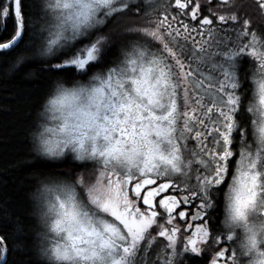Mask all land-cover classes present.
I'll return each mask as SVG.
<instances>
[{"label":"snow or ice","instance_id":"6c2138e0","mask_svg":"<svg viewBox=\"0 0 264 264\" xmlns=\"http://www.w3.org/2000/svg\"><path fill=\"white\" fill-rule=\"evenodd\" d=\"M254 15L264 0H0L10 70L51 78L0 264H264Z\"/></svg>","mask_w":264,"mask_h":264},{"label":"trees","instance_id":"16d2710c","mask_svg":"<svg viewBox=\"0 0 264 264\" xmlns=\"http://www.w3.org/2000/svg\"><path fill=\"white\" fill-rule=\"evenodd\" d=\"M13 58L0 54V207L23 217L29 208L31 132L51 78L41 74L36 62L10 70ZM200 262L196 259L194 264Z\"/></svg>","mask_w":264,"mask_h":264},{"label":"flooded vegetation","instance_id":"af4514ba","mask_svg":"<svg viewBox=\"0 0 264 264\" xmlns=\"http://www.w3.org/2000/svg\"><path fill=\"white\" fill-rule=\"evenodd\" d=\"M236 2L240 5H243L249 11H252L254 8V0H236ZM253 18L257 23H264V18L255 15ZM200 260L201 262L199 264H204V260L203 259Z\"/></svg>","mask_w":264,"mask_h":264}]
</instances>
